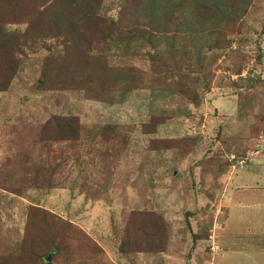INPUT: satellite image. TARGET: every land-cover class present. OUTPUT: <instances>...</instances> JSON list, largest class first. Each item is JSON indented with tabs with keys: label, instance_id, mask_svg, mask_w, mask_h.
I'll use <instances>...</instances> for the list:
<instances>
[{
	"label": "rangeland",
	"instance_id": "rangeland-1",
	"mask_svg": "<svg viewBox=\"0 0 264 264\" xmlns=\"http://www.w3.org/2000/svg\"><path fill=\"white\" fill-rule=\"evenodd\" d=\"M244 1L229 34L155 18L133 43L79 24L69 49L23 48L0 92V259L40 264L30 239L61 225L53 264H264V0ZM130 4L102 0L100 15ZM0 17L48 29L31 0H0ZM54 116L75 117L80 137L47 152ZM62 149L52 171L43 159L62 165Z\"/></svg>",
	"mask_w": 264,
	"mask_h": 264
},
{
	"label": "trees",
	"instance_id": "trees-1",
	"mask_svg": "<svg viewBox=\"0 0 264 264\" xmlns=\"http://www.w3.org/2000/svg\"><path fill=\"white\" fill-rule=\"evenodd\" d=\"M132 4L128 6L126 11L119 13L117 20L109 19L106 21L105 17L100 15V3L102 0H83L80 3H76L75 0L62 3L59 0H31V4L38 6L41 9V15L48 14V18H44V26L46 29L44 32L40 29H31V19L22 22L21 20H13L10 23L1 21L0 17V92H8L11 88V82L18 74L19 64L22 59L27 56L24 47L34 46L38 41L52 40L56 41L57 45H61L66 49L71 47L72 41L68 38L67 31L70 27L82 24L86 26L89 31L95 36L100 37L101 40L113 41L115 38L122 39L123 36L128 39H124L127 43H133L135 41L143 40L140 35L144 33L143 27L145 25L154 23L157 21L163 27H171L168 23L177 22V25H184L186 28L195 29L196 26H208L211 28L212 23L215 22L214 31L212 34L222 35L224 32L229 34L225 26H229L233 22H237L236 17L227 16L228 8L233 9L235 13L242 8H245L247 4L244 0H131ZM88 2V3H87ZM83 4L84 9L81 5ZM97 5V9L90 7ZM89 6V7H88ZM88 7V9L86 8ZM225 7V8H223ZM172 8V12H171ZM90 9V10H89ZM175 9V10H174ZM74 18L75 23L71 24L64 18L69 19V12ZM83 12L79 15L80 12ZM175 11V14L173 13ZM174 15H173V14ZM41 25V21L39 22ZM7 24V25H6ZM10 24L24 25V29H16L10 31L7 26ZM150 24L148 26H152ZM105 26V27H103ZM223 29L220 31V29ZM143 30V32L141 30ZM197 30H195V33ZM223 32V33H222ZM160 32H157V34ZM152 35V34H151ZM147 37H150L149 35ZM192 37V34H191ZM85 39V38H81ZM224 37H221V40ZM44 42V41H43ZM42 42V44H43ZM45 49L46 45H42ZM222 47V46H221ZM216 48V47H213ZM51 51V49H48ZM52 55V54H51ZM48 56L44 59V69L47 66L48 61L53 56ZM46 70V69H45ZM109 72L105 73L108 74ZM39 84H44L45 79L42 78L38 81ZM178 91L186 95L187 93L193 95L191 100L197 101V96L187 89L186 87H180ZM51 123V129L47 132L46 136L40 139L42 149L50 152L49 148L53 144L61 142L76 141L80 137V127H78V121L75 117H51L49 121ZM69 124L70 130L68 132L62 129ZM162 124L156 122L152 131L149 134L156 133L157 126ZM50 124H46V127ZM71 151H73V148ZM59 156L62 160V165H58L57 158H45L43 162H46L52 171H56L58 167L65 166L68 163L71 155H66L62 149L59 151ZM42 211L33 210L32 217L36 215H42ZM161 227H163V221L161 219ZM63 228L61 225L55 227V236L46 234L45 238H31L28 247L31 248V254H37L36 257L40 264H53V260L58 255L60 247L63 244L58 243V232ZM65 241V240H64ZM128 253V252H125ZM48 258L50 259L48 261ZM0 264H7L6 260L0 259Z\"/></svg>",
	"mask_w": 264,
	"mask_h": 264
},
{
	"label": "water",
	"instance_id": "water-1",
	"mask_svg": "<svg viewBox=\"0 0 264 264\" xmlns=\"http://www.w3.org/2000/svg\"><path fill=\"white\" fill-rule=\"evenodd\" d=\"M50 259L48 258V261H49Z\"/></svg>",
	"mask_w": 264,
	"mask_h": 264
}]
</instances>
